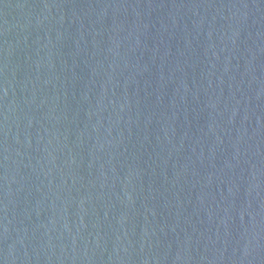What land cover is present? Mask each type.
Returning a JSON list of instances; mask_svg holds the SVG:
<instances>
[{
	"label": "water",
	"instance_id": "95a60500",
	"mask_svg": "<svg viewBox=\"0 0 264 264\" xmlns=\"http://www.w3.org/2000/svg\"><path fill=\"white\" fill-rule=\"evenodd\" d=\"M0 264H264V0H0Z\"/></svg>",
	"mask_w": 264,
	"mask_h": 264
}]
</instances>
